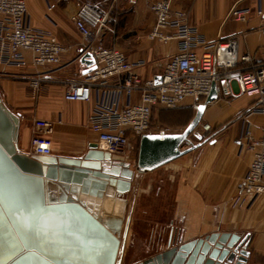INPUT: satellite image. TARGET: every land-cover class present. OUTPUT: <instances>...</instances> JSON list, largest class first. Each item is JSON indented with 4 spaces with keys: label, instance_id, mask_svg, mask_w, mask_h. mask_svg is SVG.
Segmentation results:
<instances>
[{
    "label": "crops",
    "instance_id": "1",
    "mask_svg": "<svg viewBox=\"0 0 264 264\" xmlns=\"http://www.w3.org/2000/svg\"><path fill=\"white\" fill-rule=\"evenodd\" d=\"M26 1L31 25L49 33L67 48L59 66L41 69L40 72H45L53 79L80 80L87 69L80 61L85 54V43L71 17L89 0H62L55 3L51 12L47 8L49 0ZM151 1L137 0L132 4L120 0L113 5L111 0H92L102 9L110 10L107 27L96 33L95 40L107 47L121 48L132 62H142L143 65L136 72L145 80L160 76L166 63L178 52L175 40L159 42L149 39L148 35L156 23L149 8ZM257 1L179 0L173 3V9L186 12L189 23L210 42L239 37L240 53L250 54L254 62H260L264 59L260 33L264 26V16L252 14L246 23L229 17L232 8H254ZM33 72L36 70L31 67L18 69L0 65V97L4 105L19 116L21 125L34 119L53 122V152L47 157L84 156L90 145L97 143L96 136L88 127L94 101H66V86L59 84H44L35 94L25 78ZM234 86L235 95L220 94L217 101L208 105L202 121L220 127L222 123L233 121L240 115L239 131L220 128L208 134V131L203 130L201 134L206 140L202 138L198 148L152 172L137 173L131 191L123 196L127 201L126 218H130L124 255L128 245L131 246L139 194L157 187V195L168 196L167 199L172 202L171 206L165 207L167 221L163 226L166 229L159 233L155 227L135 247L134 254L145 251L150 255L132 262L135 255L131 253L128 261L132 264L167 250L172 236L189 241L218 231L249 235L248 249L251 255L247 264H264V197L255 201L251 207L235 205L237 182L252 161V154L239 147L238 139L242 129L248 125L260 136L264 129V116H252L245 120L243 114L252 106V100L239 93L237 86ZM223 88L228 89L226 82ZM181 109L185 113L196 114L189 103ZM27 125L21 132L18 145L22 152L29 154L32 131ZM151 223L146 220V224ZM164 233H167L166 238H163Z\"/></svg>",
    "mask_w": 264,
    "mask_h": 264
},
{
    "label": "built area",
    "instance_id": "2",
    "mask_svg": "<svg viewBox=\"0 0 264 264\" xmlns=\"http://www.w3.org/2000/svg\"><path fill=\"white\" fill-rule=\"evenodd\" d=\"M62 0H49L48 11ZM113 5L120 0H111ZM135 3L137 0H127ZM179 0H152L149 8L156 23L149 39L166 42L175 40L178 52L166 63L159 77L143 79L136 69L142 62L130 61L117 47H107L95 40L96 33L107 27L110 10L97 3H84L71 20L90 52L96 68L80 80L53 79L41 69L57 67L67 48L49 33L33 27L26 0H0V65L18 69L33 68L36 72L25 76L29 87L38 94L44 84L65 85L64 98L71 102L94 101L88 118V127L97 138L99 147L128 162L134 142L152 132L156 110H174L189 103L197 111L216 85L218 95L239 93L252 100V106L243 114L264 116V59L254 62L250 54L240 53L239 37L210 42L189 23L184 11H175L173 3ZM252 14L264 16V0L254 8L234 7L229 17L246 23ZM260 33L263 38L264 26ZM228 89L223 88V83ZM210 131L209 123L202 125ZM54 124L34 119L29 154L51 155ZM160 134H164L160 132ZM190 144L192 142L190 141ZM238 145L252 154V161L236 185L235 205L251 207L264 197V129L257 136L250 125L242 129Z\"/></svg>",
    "mask_w": 264,
    "mask_h": 264
},
{
    "label": "water",
    "instance_id": "3",
    "mask_svg": "<svg viewBox=\"0 0 264 264\" xmlns=\"http://www.w3.org/2000/svg\"><path fill=\"white\" fill-rule=\"evenodd\" d=\"M80 61L87 66L85 75L96 68L90 52ZM218 98L214 85L181 133L142 135L133 169L98 143L91 144L80 158L22 152L18 145L20 118L0 97V258L5 264H122L130 223L123 196L131 191L136 173L152 172L198 148L203 137L197 136V144H190V137L208 105ZM25 218L33 227L24 228ZM41 218L49 227L46 235L38 236L36 225ZM74 236L84 245L47 242L73 241ZM10 242L16 247L10 249ZM249 244V235L231 232L218 231L189 241L172 236L167 250L136 264H247Z\"/></svg>",
    "mask_w": 264,
    "mask_h": 264
},
{
    "label": "rangeland",
    "instance_id": "4",
    "mask_svg": "<svg viewBox=\"0 0 264 264\" xmlns=\"http://www.w3.org/2000/svg\"><path fill=\"white\" fill-rule=\"evenodd\" d=\"M86 3H92V0L87 1ZM121 49V48H120ZM122 50V49H121ZM123 51V50H122ZM42 88V87H41ZM40 88V90H41ZM19 110V109H18ZM194 118V113L193 114H188L185 113L181 108L179 109H174V110H163V109H158L154 112L153 114V120H152V132L153 133H160L163 132L164 134L167 133H181L183 132L186 127L189 125L191 120ZM241 116H237L235 120L228 121L222 123L220 127H216L211 125L210 131H208V134L214 133L220 128H225V129H232V130H240L241 123L239 121ZM237 123L235 126H232L233 124ZM28 124V125H27ZM32 124L33 120L27 122H23L22 125H20V134L19 138L21 135V132L24 130V127L27 125L32 131ZM202 125L203 121L201 122ZM200 124V126L196 129L195 134H193L190 137V141L192 144L197 143V136H202L204 139V135L201 134L203 132V127ZM32 136V134H31ZM19 142V139H18ZM134 145H136V150L132 152L131 157L127 163L131 165L133 169H136V163H137V157H138V149H139V143L134 142ZM187 146H185L186 149ZM137 174V173H136ZM135 179V178H134ZM138 179V178H137ZM139 180H136V182ZM157 187H153L151 191L146 190L142 193L139 194L138 196V204H137V210L135 214V219H134V225L132 227L133 229V234L131 237V246L130 244L126 248V253L125 255L123 254V262L122 264H132L131 262L128 261V257L131 253H135L136 251V246L140 244L143 240V238H146L150 232L157 227V232L160 233L163 229L165 230L166 227L163 226L165 225V222L167 221L166 215L167 211H165L166 206H171L172 202L168 196H158L157 195ZM137 196V194H136ZM167 199V200H166ZM146 220H150V224H146ZM157 233H155L156 236ZM166 234H163V238H166ZM134 247V248H133ZM137 253V252H136ZM135 256L133 257L135 259L142 258V257H147L150 255V253L147 252H138V254H134Z\"/></svg>",
    "mask_w": 264,
    "mask_h": 264
},
{
    "label": "snow or ice",
    "instance_id": "5",
    "mask_svg": "<svg viewBox=\"0 0 264 264\" xmlns=\"http://www.w3.org/2000/svg\"><path fill=\"white\" fill-rule=\"evenodd\" d=\"M2 219H3L2 214H0V223H2ZM23 226H24L25 229H28V228L33 227V225L29 222V219L28 218H25L24 225ZM48 227H49V225H48L47 220H45L44 218H41L40 221L36 225L37 235L39 236L42 233L46 235L47 234V228ZM69 235H73V234L69 233ZM47 242L52 243V244H56V243L65 244V245H69V246L73 242L79 243L82 246L85 243L78 236H74V240L73 241H65V240H62V239H51V240H48ZM15 247H16V245L14 243H11V242L9 243V248L10 249H13ZM2 252H3V243H0V253H2ZM0 264H5V261L3 260V258H0Z\"/></svg>",
    "mask_w": 264,
    "mask_h": 264
},
{
    "label": "trees",
    "instance_id": "6",
    "mask_svg": "<svg viewBox=\"0 0 264 264\" xmlns=\"http://www.w3.org/2000/svg\"><path fill=\"white\" fill-rule=\"evenodd\" d=\"M231 122H232V121H231ZM203 140H206V138H205V139L203 138Z\"/></svg>",
    "mask_w": 264,
    "mask_h": 264
}]
</instances>
